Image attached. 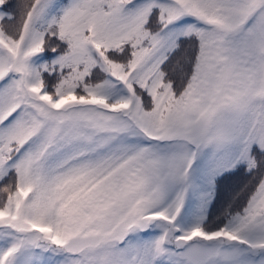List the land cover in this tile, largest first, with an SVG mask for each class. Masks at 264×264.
<instances>
[{"label":"snow or ice","instance_id":"6c2138e0","mask_svg":"<svg viewBox=\"0 0 264 264\" xmlns=\"http://www.w3.org/2000/svg\"><path fill=\"white\" fill-rule=\"evenodd\" d=\"M0 183V264H264V0H0Z\"/></svg>","mask_w":264,"mask_h":264},{"label":"trees","instance_id":"16d2710c","mask_svg":"<svg viewBox=\"0 0 264 264\" xmlns=\"http://www.w3.org/2000/svg\"><path fill=\"white\" fill-rule=\"evenodd\" d=\"M23 0H11V4L18 5L22 3ZM61 3L66 2V0H60ZM10 11H17V9H9ZM254 177H249L243 172L237 174L236 176L226 178L220 188V196L219 199L215 202L214 206L209 210V221L210 225L214 226L215 224L220 222V219L223 218L224 209L227 207L229 203L232 204L234 208H238L241 203H243L244 196L246 192H242L237 199H232V197L240 191L246 184L251 186L254 183ZM3 184L0 183V187Z\"/></svg>","mask_w":264,"mask_h":264}]
</instances>
